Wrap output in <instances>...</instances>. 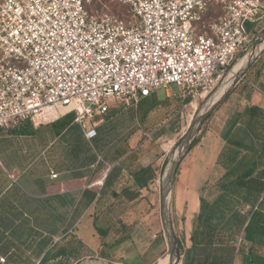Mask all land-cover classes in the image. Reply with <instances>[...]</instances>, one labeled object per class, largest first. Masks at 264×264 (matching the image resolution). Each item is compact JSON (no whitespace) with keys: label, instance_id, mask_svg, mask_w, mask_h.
Wrapping results in <instances>:
<instances>
[{"label":"built area","instance_id":"obj_1","mask_svg":"<svg viewBox=\"0 0 264 264\" xmlns=\"http://www.w3.org/2000/svg\"><path fill=\"white\" fill-rule=\"evenodd\" d=\"M92 1L0 0L1 129L73 112L90 142L93 117L112 105L136 107L171 84L196 101L264 23V0H120L127 21L91 12Z\"/></svg>","mask_w":264,"mask_h":264},{"label":"crops","instance_id":"obj_2","mask_svg":"<svg viewBox=\"0 0 264 264\" xmlns=\"http://www.w3.org/2000/svg\"><path fill=\"white\" fill-rule=\"evenodd\" d=\"M246 73L248 74L246 75ZM246 73L233 87L230 96L228 95L229 98L227 97L228 99L222 103L215 114V119H219V123L216 120L214 122V125L217 124L215 132L220 135L223 144L225 143L223 138L231 134L234 126L239 124L238 120L243 108L250 105L264 107V50ZM64 116L65 114L52 122L33 125L32 128L37 127V129L29 138L11 134L0 136V170L5 174L1 178L4 184L0 198L6 195L14 185H17L35 201L46 197L53 199L52 196L55 198L57 196L65 202L67 212L61 229L52 236L51 243L47 247V249L51 248L48 261L61 259L62 256H55L54 253L59 249L66 248L70 254L69 261L71 264H78L80 260L92 256L105 260L112 258V260H120L125 264L157 263L166 249L165 237L159 232L158 235L154 234L155 238L150 240L149 232H145V225L141 224L140 220L137 221L141 217L136 216L137 213L134 208L136 203L141 206L147 202L145 189L155 179L157 172L152 163L142 164L133 171L129 170L130 163L126 167L113 170L105 184L104 180L108 171L125 157V154L117 162L107 167L102 177L97 179L101 181L99 183L93 179L87 181L90 176H94L100 170H96L95 164L78 163L74 166H66L53 163L52 166L44 165V170L40 173L36 171L40 161L46 156L51 157L50 151L55 152L59 147H63L66 151L67 148L74 147L75 153L80 154L81 149L85 146V141L88 142L84 139L79 126L73 122V119L62 127L57 126V123ZM66 133L67 143L63 141L60 144L59 138ZM39 134H47L48 136V141L43 145L33 142L34 139L37 140ZM16 140H26V143L21 142L16 145ZM92 141L88 143L91 144ZM50 170L56 172L58 176L52 178ZM189 196L190 203L186 204L189 209L184 214L185 230L186 228L189 229V231L186 230L184 264H213L216 262L215 256H213L212 261L210 259L204 260L200 252L199 248L203 243L196 242L192 248L190 235L193 227L191 222L199 211V197L204 195L194 191V194L191 193ZM104 199L111 201L104 204ZM123 200L122 206H118L117 201ZM256 205L251 207L241 202L236 204L235 208L246 216V221L240 228L238 235L232 237L226 235L222 241L214 240L211 243L212 252L215 243H222L227 252L232 251V259L228 264H249L250 253L258 259L254 264H264V241L262 240V244H253L249 239L242 238L244 226L251 212L257 209ZM35 228L40 230L37 226ZM100 230L101 232L107 230V234L101 236ZM43 234L46 233L43 232ZM56 236L59 239L54 241ZM30 239L29 237L26 240L24 246L33 248L36 244L32 243ZM15 244H11L8 253L15 247ZM42 254L40 256L30 255L31 263L37 264L39 261L38 264H47L43 263L44 261L40 262ZM64 260L66 257L62 259V261Z\"/></svg>","mask_w":264,"mask_h":264},{"label":"trees","instance_id":"obj_3","mask_svg":"<svg viewBox=\"0 0 264 264\" xmlns=\"http://www.w3.org/2000/svg\"><path fill=\"white\" fill-rule=\"evenodd\" d=\"M93 2V1H92ZM92 3L89 10L92 11ZM111 6V4H109ZM113 11L124 15V11L113 6ZM248 73H246L247 75ZM228 97V96H227ZM224 99V101L227 99ZM223 101V102H224ZM162 102L154 93L142 98L134 112L108 115L97 124V136L85 146L80 154L75 153L74 147L67 148L61 165L74 166L76 164L96 165V170L104 164H113L126 154L127 149L120 140L123 133L134 132L137 125L143 123L152 115ZM66 115V114H65ZM136 121V125L134 122ZM239 124L232 129L231 134L225 136L216 162L222 167L223 173L217 181V194L213 198L199 197V211L194 218V225L190 235L192 248L196 242L200 246L204 260H213V264H228L232 259V251L227 252L222 243H215L213 252L212 241H222L223 238L238 235L240 228L246 221V216L238 211L236 204L243 203L254 209L242 232V238L249 239L253 244H262L264 241V107L250 105L243 108L239 116ZM74 126L73 124H71ZM160 124L148 129L149 133H156ZM124 130L125 128H127ZM1 129V128H0ZM36 128H32L28 121H24L7 133L13 136L32 137ZM62 136V135H61ZM60 136V137H61ZM47 134H39L37 141L40 145L48 141ZM66 135L58 142L67 143ZM199 141L195 137L190 149ZM132 158L125 156L120 159L107 173L104 184L110 173L120 167L129 165ZM4 172L0 170V192L4 182ZM35 201L28 197L21 187L14 185L10 191L0 198V257L4 262L0 264H32L30 255L41 256L40 262L47 264H71L69 251L66 248L57 250L54 255L62 256L56 261H48L50 249L47 247L54 236L61 229L67 206L59 197L52 196ZM58 200V201H57ZM35 226L40 230H36ZM45 232L46 234H43ZM101 236L107 230L99 232ZM36 246H24L28 238ZM263 240V241H262ZM178 246L180 247V242ZM16 243L11 249V244ZM47 249V251H45ZM74 249V248H72ZM215 252V253H214ZM214 253V254H213ZM66 257V260L62 261ZM258 259L252 253L249 255V264L256 263Z\"/></svg>","mask_w":264,"mask_h":264},{"label":"rangeland","instance_id":"obj_4","mask_svg":"<svg viewBox=\"0 0 264 264\" xmlns=\"http://www.w3.org/2000/svg\"><path fill=\"white\" fill-rule=\"evenodd\" d=\"M109 4H111V6H109ZM113 6L121 8L124 11V15L121 16L116 14L113 11ZM91 8L93 13L97 15L111 14L126 21L129 19L128 7L120 0H93ZM247 28L252 30L255 29L253 24H247ZM263 30L264 23L256 27L253 31L252 39L247 44L246 50L237 55L229 66V69H231L236 60L239 59L255 43L256 38ZM171 87L174 92H167L163 88L157 89L154 94L162 103L157 107L156 111L143 123L137 125V129L133 133H130V131L123 133L120 138V140H122V146L128 151L124 156H130L132 158L129 170H136L142 164L146 163H152L154 168L157 169L155 179L150 183V185H147V189H145V198L147 202H144L141 206L137 203L134 204V208L137 213L136 216L139 215V217H141L140 219H137V221L140 220L141 224L145 225V232H149L150 240L155 238L154 234L158 235L159 232L164 235L160 211V177L163 167L168 157L180 141L182 135L188 129L189 124L199 110L200 106L211 93L210 92L203 98L197 97L195 101L194 97L189 96L182 98L178 95H174L173 93H176L178 88L175 84H171ZM230 93L228 94L229 96ZM194 101L196 102V105L194 104ZM222 103L223 102H221L201 124L200 130L196 135V137H199L198 143L184 156L175 175L170 198V211L173 229L177 240L180 242V247L178 246L180 260L178 264H184L185 261V238L186 230L189 231V229L186 228L185 230L184 214H186L189 209L188 205H186L188 202L190 203L189 194H194L195 191L208 198H212L217 192V181L223 172L222 167L216 162L217 153L223 145V140L220 135L215 132V126L217 124L214 125L215 120L219 123V119H215V114ZM236 106H238V104H236ZM134 108L135 107L123 108L121 105H112L111 109L105 114L119 115L121 112L127 113L132 109L134 112ZM105 114L102 116L95 115L92 121L94 123L102 122ZM73 117V112L65 115L57 123V126L62 127L66 125L73 119ZM134 124L136 125V121ZM158 124H160L158 128L159 130H157L156 133L150 134L148 129H151ZM31 126H33V124H31ZM126 129H128V127L124 130ZM7 134V129H0V136H6ZM16 142L17 143H14L18 145L21 142L26 143V140H16ZM33 142L38 143L36 139H34ZM63 154H65V149L63 147L57 148L55 152L50 151L51 157L46 156L45 159L40 161L36 167V171L38 173L42 172L44 170V165L52 166L53 163L61 164L63 161ZM110 165L111 164H104V166L96 174H94V176H90L87 181L90 179L97 180L102 177L103 172ZM103 201L104 204H108L111 200L104 199ZM123 203L124 200L117 201L118 206H122ZM180 211H182V214ZM191 223L193 227L194 217L193 222ZM165 247L166 249L161 255L162 258L168 253L166 243ZM91 263L125 264L120 260H112V258L110 260H105L96 256L80 260L78 264Z\"/></svg>","mask_w":264,"mask_h":264},{"label":"water","instance_id":"obj_5","mask_svg":"<svg viewBox=\"0 0 264 264\" xmlns=\"http://www.w3.org/2000/svg\"><path fill=\"white\" fill-rule=\"evenodd\" d=\"M263 50L264 30L256 38L255 43L233 64L234 66L241 62L238 70L231 75L229 69L218 85L207 96L163 167L160 177V211L163 233L167 244L168 264H178L180 260L178 241L173 229L170 211L172 187L180 162L189 152L192 142L199 132L203 121L221 102L224 101L227 95L232 91L233 87L243 78L247 70Z\"/></svg>","mask_w":264,"mask_h":264},{"label":"bare ground","instance_id":"obj_6","mask_svg":"<svg viewBox=\"0 0 264 264\" xmlns=\"http://www.w3.org/2000/svg\"><path fill=\"white\" fill-rule=\"evenodd\" d=\"M241 62L235 64L231 69H230V74L232 75L233 72L237 71ZM195 104V103H194ZM196 105V104H195ZM97 183L101 182L100 180L96 181ZM168 254H166L163 258H161L157 263L155 264H168ZM92 264V263H91Z\"/></svg>","mask_w":264,"mask_h":264}]
</instances>
